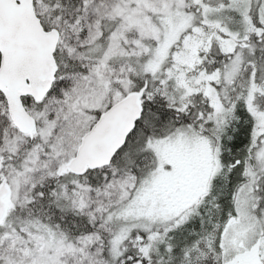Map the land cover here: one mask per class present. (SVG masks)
I'll use <instances>...</instances> for the list:
<instances>
[{
  "label": "snow or ice",
  "instance_id": "snow-or-ice-1",
  "mask_svg": "<svg viewBox=\"0 0 264 264\" xmlns=\"http://www.w3.org/2000/svg\"><path fill=\"white\" fill-rule=\"evenodd\" d=\"M0 264H264V0H0Z\"/></svg>",
  "mask_w": 264,
  "mask_h": 264
}]
</instances>
